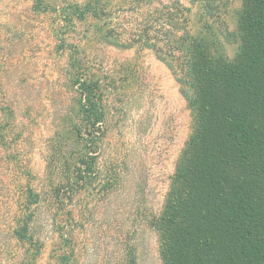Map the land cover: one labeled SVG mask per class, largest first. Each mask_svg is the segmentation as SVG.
<instances>
[{
	"label": "trees",
	"instance_id": "obj_1",
	"mask_svg": "<svg viewBox=\"0 0 264 264\" xmlns=\"http://www.w3.org/2000/svg\"><path fill=\"white\" fill-rule=\"evenodd\" d=\"M19 1H6L14 3L11 12ZM216 1L202 5L209 10ZM242 6L228 57L227 34L210 23L192 29L182 0H29V11L46 16L54 47L66 56L56 62L62 83L56 80L51 92L67 90L73 101L62 117L66 125L42 150L38 180L20 146L26 132L18 127L16 101H8L24 82L22 75L3 76L8 50L0 29V264H39L47 244L45 264H71L66 226H83L76 219L80 199L107 197L121 183L116 163L100 158L112 116L108 94L128 92L139 66L132 57L102 64L93 52L100 43L151 50L189 109L190 130L163 201L145 218L161 263L264 264V0ZM114 70L124 77L118 81ZM48 217L59 230L56 243L40 224ZM134 245L124 240L129 264Z\"/></svg>",
	"mask_w": 264,
	"mask_h": 264
},
{
	"label": "rangeland",
	"instance_id": "obj_2",
	"mask_svg": "<svg viewBox=\"0 0 264 264\" xmlns=\"http://www.w3.org/2000/svg\"><path fill=\"white\" fill-rule=\"evenodd\" d=\"M6 1L0 5V29L9 66L3 76L13 79L22 75L23 85L9 94L8 101L13 105L16 101L18 127L23 134L26 132L20 146L38 180L44 169L42 150L49 143L48 137L66 125L62 117L73 102L67 90L62 95L51 92L56 80L62 83L56 62L64 63L66 56L62 57L54 47L46 16L38 17L29 11V0L17 2L15 12L9 8L14 3ZM182 1L191 8L190 25L196 32L210 23L219 35L227 34L224 49L232 57L242 0H217L209 10L202 5L204 0ZM15 30L19 35L14 49L11 40ZM101 45L93 52L102 64L110 66L119 58L132 57L139 67L128 92L118 89L108 94L112 116L101 142L100 158L102 162L116 163L122 174L121 183L107 197L95 196L94 200L84 194L80 199L76 219L83 226L73 223L66 226L75 249L71 264H129L128 251L123 250L124 240L135 244L134 264H162L157 235L147 227L145 218L163 201L175 160L190 130L189 109L175 78L151 50L124 51ZM114 74L118 81L124 77L115 70ZM45 223V236L48 240L52 236L56 243L60 238L57 225L54 227L51 222L50 226L49 217L40 224ZM49 248L47 244L39 264L50 261Z\"/></svg>",
	"mask_w": 264,
	"mask_h": 264
}]
</instances>
